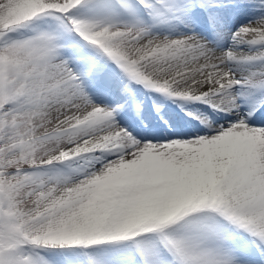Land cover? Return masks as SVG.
<instances>
[{
  "label": "snow or ice",
  "instance_id": "1",
  "mask_svg": "<svg viewBox=\"0 0 264 264\" xmlns=\"http://www.w3.org/2000/svg\"><path fill=\"white\" fill-rule=\"evenodd\" d=\"M0 264H264V0H0Z\"/></svg>",
  "mask_w": 264,
  "mask_h": 264
},
{
  "label": "rangeland",
  "instance_id": "2",
  "mask_svg": "<svg viewBox=\"0 0 264 264\" xmlns=\"http://www.w3.org/2000/svg\"><path fill=\"white\" fill-rule=\"evenodd\" d=\"M141 92H143V89H141ZM165 103H167V102H165ZM172 107H173V108H175L176 106H175V105H173ZM176 111H179V109H178V108H176Z\"/></svg>",
  "mask_w": 264,
  "mask_h": 264
}]
</instances>
